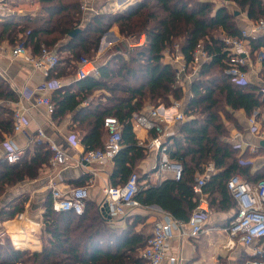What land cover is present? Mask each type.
<instances>
[{
  "label": "trees",
  "instance_id": "obj_1",
  "mask_svg": "<svg viewBox=\"0 0 264 264\" xmlns=\"http://www.w3.org/2000/svg\"><path fill=\"white\" fill-rule=\"evenodd\" d=\"M40 1L46 15L22 23L15 19L0 23V41L7 39L15 44L23 40L26 45L31 41L37 53L43 44L49 48L56 46L58 52H68L60 57L58 64L65 61L71 66L69 72L76 74L77 80L55 90L51 97L53 116L73 113L85 150L102 146L106 116L118 118L122 147L113 159L112 185L124 183L146 156L145 145L139 144L133 129L134 114L142 113L149 101L154 106H169L179 99L185 101V119L176 135L169 137L168 153L171 159L183 164V176L180 180L166 178L145 184L143 181L148 176L139 174L136 199L140 204H156L173 218L187 221L199 204V194L193 189L196 173L203 172L210 162L217 171L210 173L203 192L208 194L211 205H214V192L224 203L233 204L227 182L235 173L252 182L264 179V167L253 175L246 152L235 148L227 139L229 131L224 118L232 117L228 107L244 109L251 115L255 108L264 106V97L260 87L236 81L226 73L228 55L221 30L228 36L241 33L226 5H219L217 0H139L120 11L94 15L79 32L70 36L71 31L81 27L83 0ZM229 1L246 9L254 20L264 14V0ZM115 24L123 36H135L139 42L140 35L145 34V41L130 48L123 41L111 46L107 51L112 56L98 67V74L78 77L80 56H93L102 36ZM61 40L64 44L60 45ZM249 41L253 50L264 46V36ZM200 43L210 59L200 65L190 83L191 95L186 97L183 85L176 79L177 66L173 60L164 59L165 51L174 52L178 44L190 71L189 64ZM97 90L101 91L94 95ZM90 95L94 98L83 105ZM0 97L16 99L15 92L1 77ZM12 128V120L8 119L6 130ZM50 157V151L38 146L32 155L25 154L21 163L0 161V194L10 185L34 178ZM17 205L5 207L1 218L23 210V206ZM45 206L43 250L17 248L9 236L3 235L0 264H148L142 250L152 233L146 226L139 231L135 229L140 216L134 215L128 226L119 230L111 226V219L104 217L100 207L88 200L81 214L53 210L51 197Z\"/></svg>",
  "mask_w": 264,
  "mask_h": 264
},
{
  "label": "crops",
  "instance_id": "obj_2",
  "mask_svg": "<svg viewBox=\"0 0 264 264\" xmlns=\"http://www.w3.org/2000/svg\"><path fill=\"white\" fill-rule=\"evenodd\" d=\"M0 1L2 5L0 7V23L8 19H15L18 23H22L36 20L46 15L40 0ZM125 1L127 3L123 9L131 4H135L139 0H116V4L121 6ZM223 1L224 3L220 2L219 5H226L228 8L230 6L233 7L232 13L240 30L248 29L252 26L255 20L248 16L246 9L242 10L236 3L229 0ZM82 9L83 20L81 28L88 24L92 17L98 13L116 12L111 0H83ZM237 11L239 13L235 14ZM110 30L112 36H121L116 24ZM143 36L146 38L145 35H142L141 38ZM221 36L224 38L228 35L221 30ZM260 36H264V33L261 32L245 39L246 48L249 52L248 64L245 66L248 76L245 82L254 84L262 90L264 87V46L253 50L249 41L251 38ZM15 44L10 43L7 39L0 41V77L4 79L16 94V99L0 97V161L6 162L3 160L5 148L2 142L6 139H12L19 148L23 149V158L27 153L32 155L38 146H41L43 150L47 149L51 152L49 148L50 141L55 142L66 153L67 164L65 166H53L49 159L48 164L43 165L38 175L34 178H26L21 182L10 185L0 194V236H9L17 248L41 252L44 247L43 215L45 205L49 201V198H52L50 182L53 180L56 188L62 190L75 186H87L89 189L88 201L93 202L95 206L99 207L104 200L105 189L109 185H112L111 176L114 170V162L110 161L102 165L82 164L80 160L82 152L85 151V146L82 142V132L78 129V121H74L73 119V113L70 112L65 116L55 117L53 116V112H49L44 104L37 103V96L42 94L43 86L47 80L57 78L63 85L67 86L77 80L76 74L69 72L71 66L62 61L57 65L53 75H46L42 69L34 67L32 63L13 57L11 51ZM59 44H64V40L59 41ZM27 46L32 53L37 54L31 41ZM100 48L103 49L104 47ZM54 49H57L56 46ZM60 53L68 54L67 51H61ZM164 59L167 60L166 58ZM90 60L91 63L87 67L94 66L98 69L102 64V62H98L97 60ZM72 64L74 62H71ZM189 67L191 68V66ZM78 69L79 66L76 70L77 74ZM190 83L184 81L183 84L186 97L191 95ZM100 91L97 90L94 95L99 94ZM54 92L55 90H52L48 94L52 97ZM94 95H90L83 102V105L89 104ZM262 96L264 97L263 93ZM183 102L185 105L184 100ZM158 106H160L159 110L162 114H166L168 118L171 117L170 115L173 110L168 111L167 107L169 106L164 104H159ZM150 107L152 105L147 104L144 111ZM19 108L23 111L24 116L22 130L18 132H15L13 128L12 131L6 130L7 120L11 119L13 123L14 113ZM262 109H264V106H259L254 109L253 113L255 110ZM228 110L231 112L232 117L230 119L224 118L229 131L227 139L231 144H234L233 138L235 133H241V150L242 152H246V161L251 163V173L254 175L264 167V146L262 145V141L264 140V118L258 116L257 125L252 127L249 123V118L253 113L248 115L244 109L233 110L229 107ZM181 122L172 121L167 123V130L177 132ZM39 128L44 129L48 140H44L43 142L37 140ZM133 129L138 141H143L145 144L155 134L154 130H148L135 123H133ZM74 138H77V142L74 141ZM106 138L107 129L104 128V134L101 139L102 143L105 142ZM145 148L146 156L139 161L136 167L140 175L144 174L148 176L143 182L145 184L157 183L166 178H173L170 171L158 172L157 166L161 158V152L148 145H145ZM209 170L213 173L217 171L211 162L207 164L203 172L196 173L195 180ZM212 196L215 197L214 205L210 204L206 192H202L201 195L199 194V202L200 199H206L209 204V214L205 222L204 231L198 236H191L189 234H182L180 231H175L170 240L169 253L176 257L177 260L172 263L167 259L162 264H215L217 262L223 264H245L246 261L253 257L264 258V255L258 256L252 250L254 246H262L264 249L263 240L258 241L256 245L250 248L238 239H235L231 246L227 244L228 234L225 227L235 215L236 202L231 198L233 204L228 205L224 203L217 192H214ZM17 204L23 206V210H19L12 217L1 218L5 214V207L10 209ZM168 214V212L156 204L149 206L141 204L128 208L123 215L111 218L110 223L113 228L121 230L128 226L134 215H138L141 217V221L136 225L135 229L139 231L143 226H146L148 230L151 224L161 220ZM183 228L186 232L189 231L187 226Z\"/></svg>",
  "mask_w": 264,
  "mask_h": 264
},
{
  "label": "built area",
  "instance_id": "obj_3",
  "mask_svg": "<svg viewBox=\"0 0 264 264\" xmlns=\"http://www.w3.org/2000/svg\"><path fill=\"white\" fill-rule=\"evenodd\" d=\"M0 1V7H1ZM110 29L102 36L100 47H109L117 39L118 36H112ZM264 33V14L255 20L252 26L248 29L241 30L240 36H226L223 38L224 49L227 52L228 60L226 73L233 77L234 80L245 82L248 76L245 66L248 64L249 52L246 48L245 39L249 36H254L258 33ZM175 51H165L167 61L173 60L177 66L176 79L182 85L184 81L191 82L199 71L202 63L210 59V55L200 43L194 53L193 60L189 64L191 70H187L186 62L182 53L179 50V45L175 46ZM11 54L15 58H21L24 61L30 62L34 67L42 69L46 75L54 70L60 60V54L57 49L49 48L42 45L40 51L34 54L30 51L23 40L18 41L12 48ZM262 59V57H260ZM91 63L88 58H81L78 77H83L89 74H98V69L94 66L87 67ZM62 82L57 78H51L43 86V92L37 96V103L44 104L49 112H53L54 105L51 101V96L48 94L52 90L62 87ZM261 92L264 94V87ZM162 106V105H161ZM183 99L174 100L169 105L168 111L173 110L171 117L162 114L159 110L160 106H152L148 110L140 114H134L132 122L138 126H142L148 130H154L153 137L150 138L147 144L139 141V144L148 145L161 152V158L158 163V172L170 171L173 178L180 180L183 176L184 167L179 161L170 158L168 153L169 138L176 135L175 131L167 130L166 124L172 121H183L185 113ZM162 108V107H161ZM169 114V113H168ZM169 116V115H168ZM264 118V109L255 110L249 118V123L252 127L257 125V117ZM24 126L23 111L19 108L13 116V130L21 131ZM104 127L107 129V138L101 147L88 149L82 152L80 162L84 165L105 164L113 161L116 154L122 147V126L116 116H106L104 118ZM262 137V134L260 133ZM241 133L236 132L234 135V147L242 148L240 141ZM37 140L43 142L48 140L44 129L39 128ZM77 142V138H74ZM5 148L3 160L8 163H16L22 160L24 151L19 148L12 139H6L2 142ZM51 157L50 163L53 166H65L67 164V155L55 142L50 141ZM211 170L204 172L196 178L193 189L196 193L202 194L203 186L210 176ZM52 189V208L59 211H72L75 214H81L89 198V189L87 186H75L67 190L58 189L54 181L50 182ZM227 187L236 202V212L229 224L225 227L228 234V245L231 246L235 239H238L249 248L264 239V179L252 182L247 180L242 174H233L228 182ZM140 188L139 174L132 172L127 180L119 185H109L105 189V197L100 208L106 203L109 210L110 218L123 215L128 208L141 205L136 199V194ZM209 214V204L206 199H200L198 206L192 211L187 221L174 219L171 215H166L159 220L151 237L147 241L146 247L142 250L143 257L148 264H162L165 260H170L174 263L177 258L170 255V240L175 231H180L182 234L198 236L204 231L205 222ZM184 226L189 228V231L184 230ZM253 253L261 256L264 255L262 246H254ZM215 264H223L217 262ZM245 264H264V259L261 257L249 259Z\"/></svg>",
  "mask_w": 264,
  "mask_h": 264
},
{
  "label": "rangeland",
  "instance_id": "obj_4",
  "mask_svg": "<svg viewBox=\"0 0 264 264\" xmlns=\"http://www.w3.org/2000/svg\"><path fill=\"white\" fill-rule=\"evenodd\" d=\"M112 1V3H113V6L115 7V10L116 11H120V10H122L123 9V7H125L126 6V3H127V1H125L121 6H118L117 4H116V0H111ZM224 3V1L223 0H217V3ZM233 7L232 6H230L229 7V10H233L232 9ZM118 27V26H117ZM119 28V27H118ZM216 33H219L218 31H216ZM119 34L121 35L118 39H117V41H115V43H113L111 46L113 47V46H115V45H117L118 43H122V41L128 46L127 48H130V47H134V46H136L138 43L140 44V43H143L144 41H145V38H144V36H143V38H141V36L142 35H145V34H141L140 35V37H139V42H137L138 40H136V38H135V36H127V37H125V36H123L121 33H120V31H119ZM101 43V42H100ZM178 44H176L175 46H177ZM111 46H109V47H104L103 49H101L100 48V46H99V49H98V51H96L95 53H94V55L93 56H90V55H85V54H82V56H80L81 58H83L84 56H86V57H88V59H93V60H97L98 62H105L106 60H108V58H110L111 56H112V53H108V51L107 50H105V49H109V48H111ZM168 50V49H167ZM166 50V51H167ZM110 51V50H109ZM170 51V50H169ZM65 56H67V54H65V53H60V57H65ZM80 58V59H81ZM148 104H150V105H152L153 106V104L151 103V101H149L148 102ZM134 172H137L138 174H140V172L138 171V170H135ZM158 222V221H157ZM157 222H155L154 224H151L149 227H148V231H150V233H152V231H153V229H154V227H155V225H156V223Z\"/></svg>",
  "mask_w": 264,
  "mask_h": 264
},
{
  "label": "water",
  "instance_id": "obj_5",
  "mask_svg": "<svg viewBox=\"0 0 264 264\" xmlns=\"http://www.w3.org/2000/svg\"><path fill=\"white\" fill-rule=\"evenodd\" d=\"M238 13H239L238 11L235 12V14H238ZM81 29H82L81 27L74 29L73 31L70 32V36H74V35H75L77 32H79ZM262 145L264 146V140L262 141ZM100 210H101L102 214L104 215V217H106V218H110V215L108 214V210H109V208H108V206H107L106 203L104 204L103 207L100 208Z\"/></svg>",
  "mask_w": 264,
  "mask_h": 264
}]
</instances>
